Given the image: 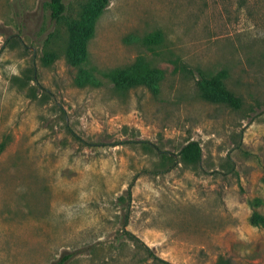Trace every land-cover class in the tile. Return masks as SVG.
<instances>
[{
    "label": "rangeland",
    "instance_id": "374dc122",
    "mask_svg": "<svg viewBox=\"0 0 264 264\" xmlns=\"http://www.w3.org/2000/svg\"><path fill=\"white\" fill-rule=\"evenodd\" d=\"M46 3L0 0V264H152L128 234L170 264H264V0ZM145 67L154 92L114 87ZM210 78L239 109L200 97ZM189 141L199 165L166 170Z\"/></svg>",
    "mask_w": 264,
    "mask_h": 264
},
{
    "label": "trees",
    "instance_id": "16d2710c",
    "mask_svg": "<svg viewBox=\"0 0 264 264\" xmlns=\"http://www.w3.org/2000/svg\"><path fill=\"white\" fill-rule=\"evenodd\" d=\"M66 1L68 0H47L46 5L49 19L51 21H56L61 18L66 9ZM93 2L95 3V5H97L98 9H102L107 4V0H93ZM89 35L90 33L88 31L82 32V30H80L79 28H72L70 41L72 40L73 42L79 37H82V39L85 40V38ZM83 40L80 43H75V46L71 47L75 56H78L77 50L81 51L83 49ZM110 77L115 88H120L125 85L130 86L141 84L154 92L156 89V83L160 78V73L158 71L150 70L145 67L144 69L133 70L131 72L114 71L113 73H111ZM28 80H33V78L29 77ZM198 88L200 91V97L209 103L223 104L231 109L240 108V100L231 92H229L224 87L222 82H220L216 78H210L208 80L202 79V84H199ZM32 90L30 89L31 96L34 95V92ZM148 149H153V147L148 146ZM158 156L164 160L166 164V170L174 168L177 164L195 168L200 163L201 151L199 144L196 141H189L180 148L177 154V160L173 155H167L165 152H158ZM126 195L127 198L130 197L129 189L126 191ZM128 237L133 244L138 243L142 251L146 254L145 257L147 261H150L152 264H170L167 261L155 256L148 247L137 241L133 237V235L128 234ZM61 262L62 261H59V263L57 264H61Z\"/></svg>",
    "mask_w": 264,
    "mask_h": 264
}]
</instances>
